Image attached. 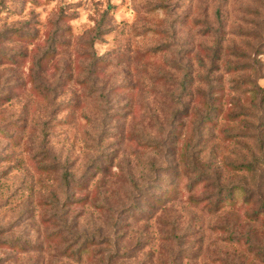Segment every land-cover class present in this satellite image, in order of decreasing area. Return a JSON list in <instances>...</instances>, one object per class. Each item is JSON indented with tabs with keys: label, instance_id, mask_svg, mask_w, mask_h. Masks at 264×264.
Here are the masks:
<instances>
[{
	"label": "rangeland",
	"instance_id": "obj_1",
	"mask_svg": "<svg viewBox=\"0 0 264 264\" xmlns=\"http://www.w3.org/2000/svg\"><path fill=\"white\" fill-rule=\"evenodd\" d=\"M3 53L0 264H264V0H0Z\"/></svg>",
	"mask_w": 264,
	"mask_h": 264
},
{
	"label": "trees",
	"instance_id": "obj_2",
	"mask_svg": "<svg viewBox=\"0 0 264 264\" xmlns=\"http://www.w3.org/2000/svg\"><path fill=\"white\" fill-rule=\"evenodd\" d=\"M12 33L14 35H17V36L24 35V34H21L19 31H17V32L16 31H12ZM5 58L8 59V60H12V57L10 55L8 56L7 54H4V53L3 54H0V60H4ZM35 64L36 65H34V66L36 67V69L34 70V72L32 71L31 74H35L37 71H39V69L41 67V65H40V63L38 61H36ZM34 77H35V75L33 76V78ZM1 100H2V95L0 93V101ZM209 108H210V104H207L206 113L204 114L203 117H201V122H208L210 120L209 112H211L214 107L211 106L212 109H209ZM260 150H261V153H263V150L261 149V147H260ZM55 162H57V160H55ZM71 177H72V175L66 169H64L62 171V173L60 174V178L59 179H60V182H61V189L63 190L62 193H61L64 196V199L63 200H67V197H69V192L66 191V188L70 185V182H74L71 179ZM160 180H165V179H160ZM161 184L165 185V183H155V185L157 187L160 186ZM172 189H174V187H172L171 189H163V192H162V195L161 196L156 195L155 193H150L149 192V195H148L147 198L152 200L151 206H153L154 204L161 203L162 200L165 201L168 198H170L171 195L168 196V194H169L170 190H172ZM141 191L142 192H147V194H148V190H146L145 188H143V190L141 189ZM144 200H145V198H144ZM63 206H64V202H62L61 204H57V206H56V208H58V207L60 208V209H58V211H59L58 212L59 213L58 215H61V217H63L66 214V210H67V209H64ZM71 236L73 238L70 239L69 241H67L66 248H71L69 250V253L72 254V255H75V257H77V258H78L79 252L81 250L88 249L89 244L99 243L98 240L95 241L92 238H89V239L88 238H84L82 240V242L77 245L76 242H78V239L81 238V237L79 235H77L75 232H73L71 234ZM0 243H4L8 248H14L17 251H19L21 249H27L26 247H24L23 243L24 244H28V243H31V242H27L24 239L20 240L18 238V239H15V240H11V239H0ZM111 257L112 256H109L108 259L111 260Z\"/></svg>",
	"mask_w": 264,
	"mask_h": 264
},
{
	"label": "clouds",
	"instance_id": "obj_3",
	"mask_svg": "<svg viewBox=\"0 0 264 264\" xmlns=\"http://www.w3.org/2000/svg\"><path fill=\"white\" fill-rule=\"evenodd\" d=\"M78 23H86V14L82 15L81 20Z\"/></svg>",
	"mask_w": 264,
	"mask_h": 264
}]
</instances>
